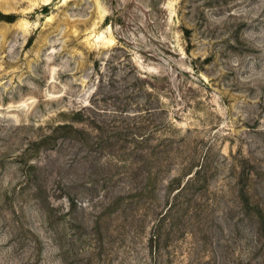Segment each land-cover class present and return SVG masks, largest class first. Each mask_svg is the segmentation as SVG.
Instances as JSON below:
<instances>
[{
  "label": "rangeland",
  "instance_id": "rangeland-1",
  "mask_svg": "<svg viewBox=\"0 0 264 264\" xmlns=\"http://www.w3.org/2000/svg\"><path fill=\"white\" fill-rule=\"evenodd\" d=\"M0 264H264V0H0Z\"/></svg>",
  "mask_w": 264,
  "mask_h": 264
},
{
  "label": "trees",
  "instance_id": "trees-1",
  "mask_svg": "<svg viewBox=\"0 0 264 264\" xmlns=\"http://www.w3.org/2000/svg\"><path fill=\"white\" fill-rule=\"evenodd\" d=\"M3 15L2 17H4L5 19H8V20H14L15 19V16L12 15V14H1Z\"/></svg>",
  "mask_w": 264,
  "mask_h": 264
}]
</instances>
